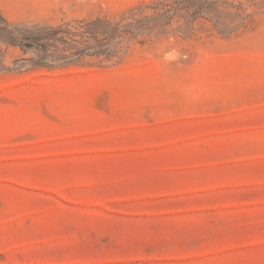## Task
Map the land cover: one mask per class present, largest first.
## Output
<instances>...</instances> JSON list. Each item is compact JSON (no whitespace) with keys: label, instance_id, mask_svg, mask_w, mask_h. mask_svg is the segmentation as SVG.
<instances>
[{"label":"rangeland","instance_id":"374dc122","mask_svg":"<svg viewBox=\"0 0 264 264\" xmlns=\"http://www.w3.org/2000/svg\"><path fill=\"white\" fill-rule=\"evenodd\" d=\"M0 264H264V0L9 3Z\"/></svg>","mask_w":264,"mask_h":264},{"label":"trees","instance_id":"16d2710c","mask_svg":"<svg viewBox=\"0 0 264 264\" xmlns=\"http://www.w3.org/2000/svg\"><path fill=\"white\" fill-rule=\"evenodd\" d=\"M5 23L7 21L3 19ZM79 51L74 53L69 57H62L61 59L49 57V56H40L37 59L33 60V63L36 66H61L74 63L78 61V59L84 55H96V54H104L109 50L108 45H101L99 47H91V48H83L78 49Z\"/></svg>","mask_w":264,"mask_h":264},{"label":"crops","instance_id":"0c3cea01","mask_svg":"<svg viewBox=\"0 0 264 264\" xmlns=\"http://www.w3.org/2000/svg\"><path fill=\"white\" fill-rule=\"evenodd\" d=\"M27 0H0V12L6 15L7 7H9V3L19 2L23 3Z\"/></svg>","mask_w":264,"mask_h":264}]
</instances>
